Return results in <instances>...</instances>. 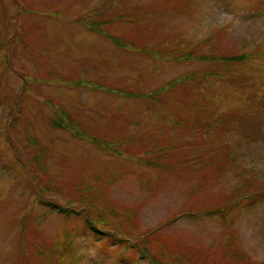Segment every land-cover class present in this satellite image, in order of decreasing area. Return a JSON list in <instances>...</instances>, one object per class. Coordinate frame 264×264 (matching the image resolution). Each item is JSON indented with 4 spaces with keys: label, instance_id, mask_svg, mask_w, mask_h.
I'll return each instance as SVG.
<instances>
[{
    "label": "rangeland",
    "instance_id": "rangeland-1",
    "mask_svg": "<svg viewBox=\"0 0 264 264\" xmlns=\"http://www.w3.org/2000/svg\"><path fill=\"white\" fill-rule=\"evenodd\" d=\"M260 122L264 0H0V264H264Z\"/></svg>",
    "mask_w": 264,
    "mask_h": 264
},
{
    "label": "trees",
    "instance_id": "trees-1",
    "mask_svg": "<svg viewBox=\"0 0 264 264\" xmlns=\"http://www.w3.org/2000/svg\"><path fill=\"white\" fill-rule=\"evenodd\" d=\"M204 58H208V60H210V61H214L216 59L214 56H212V57H206V56H204ZM221 59H222L221 60L222 62H227V63H230V62H232L234 60H237L236 62H239L240 60H243V58L242 57H239V56H235V57H228L227 56V57H221ZM240 62H242V61H240ZM245 123L246 122L242 121V124L241 125L243 126V125H245ZM260 124H261V122H260ZM260 124L257 125L258 128L256 127V125L253 124V126H252L253 131H252L251 135H255V137H260L264 141V132L261 130ZM37 198H41V197H37ZM52 202H54V201H52ZM52 202H46L45 200H42L41 201L42 204L51 207V209H54V210L58 211L61 214H66V211L64 210V208H62L63 206L60 207L59 205L55 204L56 202H54V203H52ZM55 207H57V208H55ZM188 214H187V216H188ZM83 218H84V216H83ZM85 224L87 225L88 228L95 229V228L89 227L87 221H85ZM148 237H149V235H148ZM140 255L141 256H144V252H142V254H140ZM138 261H139V258H138ZM151 263H154L155 264L157 262L154 259H150L149 258V261H148L147 264H151ZM158 264H160V263H158ZM171 264H187V263H185L184 261H182L181 259H179V260H174V263H171Z\"/></svg>",
    "mask_w": 264,
    "mask_h": 264
}]
</instances>
